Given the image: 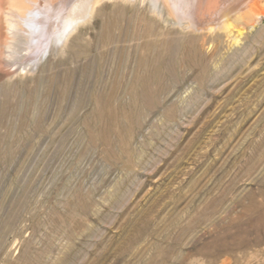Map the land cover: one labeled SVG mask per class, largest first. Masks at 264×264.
<instances>
[{
	"label": "rangeland",
	"instance_id": "obj_1",
	"mask_svg": "<svg viewBox=\"0 0 264 264\" xmlns=\"http://www.w3.org/2000/svg\"><path fill=\"white\" fill-rule=\"evenodd\" d=\"M175 1L28 64L0 0V264H264V0Z\"/></svg>",
	"mask_w": 264,
	"mask_h": 264
},
{
	"label": "bare ground",
	"instance_id": "obj_2",
	"mask_svg": "<svg viewBox=\"0 0 264 264\" xmlns=\"http://www.w3.org/2000/svg\"><path fill=\"white\" fill-rule=\"evenodd\" d=\"M98 1L100 0H65L63 3L60 0H18L17 3L14 2L15 4L8 9L5 19L6 29L10 30L12 35L11 48L16 51H27L28 55L24 62L29 64L44 51L49 39L54 38L56 41H61L75 28L76 23L87 15L89 8ZM181 2L182 0L172 3L179 13ZM222 10L219 11L220 18H218L226 20L228 14ZM171 12L173 13L172 10Z\"/></svg>",
	"mask_w": 264,
	"mask_h": 264
}]
</instances>
